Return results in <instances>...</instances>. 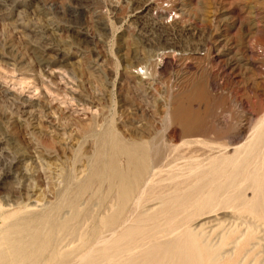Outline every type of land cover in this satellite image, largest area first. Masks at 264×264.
Returning a JSON list of instances; mask_svg holds the SVG:
<instances>
[{
	"label": "rangeland",
	"instance_id": "374dc122",
	"mask_svg": "<svg viewBox=\"0 0 264 264\" xmlns=\"http://www.w3.org/2000/svg\"><path fill=\"white\" fill-rule=\"evenodd\" d=\"M237 1L176 0L181 19L164 24L156 0H0V246L6 244L2 229L17 223L15 218L28 220L32 227L38 224L39 229L44 228L41 214V219L69 218L65 202L88 178L91 160L109 127L126 142L163 130L169 106L166 82L182 67L194 72L198 63L203 64L205 74L199 81H208L207 100L190 107L209 112L203 119L206 124L220 120L239 129L249 124L248 118L253 124L263 116L264 0ZM192 5L199 14L190 12ZM204 50L212 54L209 61L199 59ZM172 52L187 55L180 60L172 58ZM164 53H170L167 59L161 56ZM151 60L158 68L152 83L143 80L149 76L141 70ZM229 63L235 73H230ZM167 135L179 137L180 132L171 128ZM191 171L157 170L150 181L153 198L146 188L141 212L158 207L154 197L160 187V193L171 191V185ZM168 181L174 182L169 186ZM92 202L97 205L89 195L81 200L79 208L88 209L87 219L78 224L74 236L61 241L62 252L77 248L80 236L97 219L101 210ZM231 210L196 217L190 229L202 233L200 243L222 254L215 264H264V222ZM247 217L257 224L249 221L245 227ZM82 254L69 264H80Z\"/></svg>",
	"mask_w": 264,
	"mask_h": 264
},
{
	"label": "bare ground",
	"instance_id": "6f19581e",
	"mask_svg": "<svg viewBox=\"0 0 264 264\" xmlns=\"http://www.w3.org/2000/svg\"><path fill=\"white\" fill-rule=\"evenodd\" d=\"M175 2L176 0H156V7L160 8V13L165 14V16L161 14L158 17L164 24L170 22L168 21L169 16L173 12L177 15V12L181 11L177 9L178 6ZM198 9L193 6L190 12L197 15L200 11ZM199 21L204 22L202 19ZM213 23H211L212 26ZM220 26L222 25L220 24ZM169 54L164 53L161 56L165 57L163 59H167ZM172 54V58H181L187 55L175 52ZM211 56L209 50H204L199 54V59L209 61ZM180 66L182 67V65ZM227 67L230 73H235V66L229 63ZM136 69L138 71L139 67ZM141 70H144L143 76H149L143 80H151V83L158 76V68L154 60L149 62L148 67ZM204 74L203 64L198 63L194 72L187 71L185 67H182L173 80L166 82L165 93L168 94L169 106L163 118L162 125H165L163 130L152 131L150 137L146 139L135 138L132 142H126L119 135L113 134L109 127L106 137L100 142L96 153L94 152L93 159L91 158L92 162L89 160L92 165L87 170H90L88 178L86 181L84 179L85 183L82 182L83 185L77 189L74 195L72 194L74 197L68 198L69 200L65 202L69 209V218L61 221L60 216L57 220L49 215L41 219L42 214L40 217L38 213L37 216L39 220H42L45 231L42 230L44 228L39 229L38 224L32 227L30 223H27L28 220L25 223L20 217L15 218L17 223L9 224L10 226L8 225L5 230L2 229L4 232L1 240H4L6 244L0 246V264H69L75 255L78 257V254L82 253L80 264H205L206 261L215 264V262L218 263L222 254L213 250L204 241L199 242L202 233L199 234L194 229H190L194 218H200L217 210L232 209L239 212L245 211L264 222V114L253 124L251 123L252 118H248L249 124L247 123L248 125L239 127V129L220 122V120L206 124L203 119L210 116L209 112L206 110L203 112L193 111L190 107L193 103L202 104L207 100L208 81H199ZM239 76L241 77V75ZM171 128L179 130L180 136L169 137L167 132ZM176 140H180L181 144H175ZM157 170L192 171L188 176L184 174L183 180L179 178V175L176 180L173 177L175 181L177 178L181 180V182L173 183L171 185V187L174 186L173 188L169 189V186L170 182L174 181L166 182L167 185L169 184L167 188L172 190L160 193V187L159 194L157 193L158 195L154 197L158 207L156 209L151 207L150 210L144 207L145 210L143 211V208L141 212L140 205L144 201L145 189H148V196L151 197L155 191V189L153 191L150 181L151 178L154 179L153 176ZM158 175L164 177V175ZM154 183L156 182L154 181ZM249 193L250 197H248ZM86 195L92 197L96 202L97 205L92 202V206H98L101 211L88 230L80 236L79 246L72 251L62 252L59 249L61 241L66 237L74 236L78 224L87 219L88 209L80 210L79 208L81 200ZM63 197L67 198V196ZM147 201L149 200H145V203ZM85 202L86 200L83 204ZM147 205L149 204L147 203ZM25 209L27 210V208ZM61 211L63 210L61 209ZM54 214H56V210ZM34 217L36 218V215L33 216V219ZM158 217H162V219L158 220ZM245 218H243L244 221H246ZM61 219H63L62 216ZM232 219L235 218L232 217ZM251 220L248 218L245 227ZM0 221L3 220L0 219ZM244 221L242 220L238 224L241 226V223H245ZM252 224L254 225L255 222ZM252 224L248 227L251 228ZM254 226L253 230L262 227V225L258 228ZM183 228L184 230H182Z\"/></svg>",
	"mask_w": 264,
	"mask_h": 264
},
{
	"label": "built area",
	"instance_id": "2783aa9c",
	"mask_svg": "<svg viewBox=\"0 0 264 264\" xmlns=\"http://www.w3.org/2000/svg\"><path fill=\"white\" fill-rule=\"evenodd\" d=\"M180 19H181L180 13L177 12V15H175V12H173V14L169 16V20L168 21H170V22H168V23H171V22H174V21H177V20H180Z\"/></svg>",
	"mask_w": 264,
	"mask_h": 264
}]
</instances>
